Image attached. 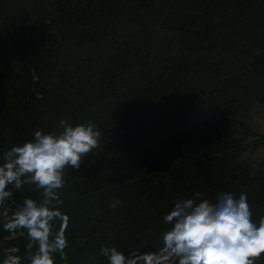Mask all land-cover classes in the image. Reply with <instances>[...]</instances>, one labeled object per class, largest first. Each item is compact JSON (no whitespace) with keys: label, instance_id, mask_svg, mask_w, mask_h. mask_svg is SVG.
Returning a JSON list of instances; mask_svg holds the SVG:
<instances>
[{"label":"trees","instance_id":"1","mask_svg":"<svg viewBox=\"0 0 264 264\" xmlns=\"http://www.w3.org/2000/svg\"><path fill=\"white\" fill-rule=\"evenodd\" d=\"M30 1L33 8L24 9L22 0H0V39L17 28L28 34L20 50L15 107L21 115L0 140V157L39 129L29 102L37 86L33 72L45 50L72 35L91 44L82 65L97 91L71 124L91 122L102 133L99 147L80 168L65 170L58 207L69 216L68 259L57 253L54 264H109L102 246L116 247L126 257L132 249L158 251L172 227L164 215L176 200L197 193L212 203L222 193L237 198L246 193L258 223L264 216V156L257 170L239 160L244 145L233 115L264 101V0ZM157 25L176 29L181 44L158 70L151 60ZM154 132L169 139L168 178L157 182L158 167L150 161ZM259 141L264 145V135ZM25 197L39 200L41 193L26 184L8 204L14 207ZM92 198L95 211L87 213ZM27 243L26 236L13 238L0 222V264L10 246L19 248L21 264H30ZM255 264H264V254Z\"/></svg>","mask_w":264,"mask_h":264},{"label":"clouds","instance_id":"2","mask_svg":"<svg viewBox=\"0 0 264 264\" xmlns=\"http://www.w3.org/2000/svg\"><path fill=\"white\" fill-rule=\"evenodd\" d=\"M59 128L48 133L36 130L31 140L13 144L0 157V222L13 238L26 236L30 264H54L57 253L67 261L69 216L58 207L63 203L59 190L64 187L65 170H78L99 147L102 136L91 122L73 126L61 119ZM26 184L34 185L41 198L25 197L10 206L14 191ZM252 215L246 193L238 198L222 193L215 203L200 200L197 193L176 200L164 215V222L172 227L163 233L158 251L132 249L129 257L116 247L102 246L100 251L109 264H255L264 254V216L256 223ZM18 252L17 246L7 247L2 264H21Z\"/></svg>","mask_w":264,"mask_h":264},{"label":"rangeland","instance_id":"3","mask_svg":"<svg viewBox=\"0 0 264 264\" xmlns=\"http://www.w3.org/2000/svg\"><path fill=\"white\" fill-rule=\"evenodd\" d=\"M21 5L24 9L33 8L30 0H22ZM27 21L29 27L30 18ZM27 35L17 28L4 39H0V140L12 132L14 120L21 115L15 107L20 98L18 89L21 87L20 50L27 41ZM90 45L87 42H78L76 35H72L56 48L43 52L41 60L37 62V72H33V79L37 83L33 87L35 96L29 99L33 114L40 119L38 130L44 133L59 132V120L64 119L71 124L83 115L85 103L97 91L86 80L82 65V59ZM180 49L176 29L162 25L155 27L151 43V60L155 69L158 70L166 57ZM233 118L235 134L242 139L244 145L239 160L247 163L252 170H257L264 156V145L259 141L264 135V101H256L240 109ZM154 133L155 157L150 161L155 164V169L158 167L154 180L157 182L168 178L170 162L165 157V151L169 139L166 134ZM89 202L86 212L94 213L92 204L96 200L92 198Z\"/></svg>","mask_w":264,"mask_h":264}]
</instances>
